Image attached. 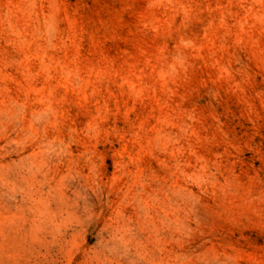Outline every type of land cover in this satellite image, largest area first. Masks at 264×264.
Wrapping results in <instances>:
<instances>
[{"label": "rangeland", "instance_id": "374dc122", "mask_svg": "<svg viewBox=\"0 0 264 264\" xmlns=\"http://www.w3.org/2000/svg\"><path fill=\"white\" fill-rule=\"evenodd\" d=\"M0 264H264V0H0Z\"/></svg>", "mask_w": 264, "mask_h": 264}]
</instances>
